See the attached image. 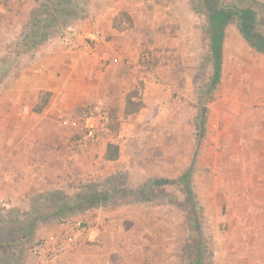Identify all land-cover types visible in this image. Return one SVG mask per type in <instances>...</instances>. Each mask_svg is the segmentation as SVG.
<instances>
[{"label":"rangeland","instance_id":"374dc122","mask_svg":"<svg viewBox=\"0 0 264 264\" xmlns=\"http://www.w3.org/2000/svg\"><path fill=\"white\" fill-rule=\"evenodd\" d=\"M141 3L137 24L126 14L115 21L113 48L121 57L114 73L69 61L63 79L72 91L58 95L45 113L55 118L57 149L68 157L91 152L63 169L49 192L72 197L91 184L111 195V206L63 223L50 219L33 241L19 245L17 264H193L198 252L200 264H264V71L253 64L258 58L264 64V57L236 25L226 26L220 82L208 93L204 0ZM36 6L37 0H0V86L22 76L31 85V54L16 44ZM258 30L264 36V26ZM130 92L143 108L125 115ZM203 106L204 136L197 141ZM71 122L91 126L95 141L80 148L82 136ZM109 143L118 146L116 161L103 158ZM190 167L192 203L179 182ZM30 206L31 196L18 205L1 199L0 226L10 213L22 221ZM55 241L63 252L40 260L36 248Z\"/></svg>","mask_w":264,"mask_h":264},{"label":"crops","instance_id":"0c3cea01","mask_svg":"<svg viewBox=\"0 0 264 264\" xmlns=\"http://www.w3.org/2000/svg\"><path fill=\"white\" fill-rule=\"evenodd\" d=\"M141 2L89 0L86 17L67 28L85 36L100 33V51L107 63L104 72L109 70L108 73H114L121 57L113 48V39H118L116 35L120 31L114 25L116 19L123 13L133 25L137 24L140 20L139 8L144 6ZM107 36L111 39L107 40ZM78 52L81 53L79 49L62 45L59 38L55 39L31 54V85L29 77L22 76L16 84L0 86V200L9 199L12 205H18L24 197L49 192L63 169L71 170L69 168H73L76 161L91 155V152H87L68 157L66 150L57 149L56 132L52 135V129L57 130L55 118H47L45 114L58 95L67 94L70 90L63 79V71L69 61L74 66L81 62L87 71L98 68L91 63L89 70L87 58H82ZM253 61L257 72L264 71L261 59ZM40 91L49 92L50 97L43 111L37 114L33 108ZM59 103L62 105L64 102L61 100ZM60 105H57V110ZM70 160H73V166ZM85 212L78 215L83 216Z\"/></svg>","mask_w":264,"mask_h":264},{"label":"trees","instance_id":"16d2710c","mask_svg":"<svg viewBox=\"0 0 264 264\" xmlns=\"http://www.w3.org/2000/svg\"><path fill=\"white\" fill-rule=\"evenodd\" d=\"M210 1L204 0L206 9L204 33L212 66L208 93H211L220 82L222 44L226 26L236 25L248 46L253 51L264 55V36L258 30L259 27L264 26V3L257 0H238V5H225L221 0H215V3ZM88 2L89 0H37V6L31 12L17 40L16 45L20 52L34 54L43 45L60 38L66 28L86 17ZM120 16L124 14L120 13ZM206 95L205 93L204 98ZM49 97V92L40 91L33 112L41 113ZM133 98H137L135 92H130L126 97L125 115L134 114L143 108L140 99L134 101ZM205 109L206 107L203 106L198 118L195 119L197 141L204 136ZM118 157V146L107 144L103 155L104 160L112 162ZM191 169L192 167L182 174L179 182L186 188L187 196L192 203V191L189 184ZM110 201L111 195L108 192H98L91 184H86L83 191L72 197L64 196L57 190L32 196L30 212L26 218L21 221L18 215L10 213L12 216L0 226V264H17L20 261L18 258L22 255L19 245L33 241L36 230L50 219L63 223L79 213L111 206ZM194 226L198 228L196 220ZM200 263L201 254L198 252L193 264Z\"/></svg>","mask_w":264,"mask_h":264},{"label":"built area","instance_id":"2783aa9c","mask_svg":"<svg viewBox=\"0 0 264 264\" xmlns=\"http://www.w3.org/2000/svg\"><path fill=\"white\" fill-rule=\"evenodd\" d=\"M60 43L67 47L79 49L84 56L92 61V63L100 69H105L107 63L100 51L101 38L100 33L93 32L88 36L82 35L76 30H69L60 38ZM71 129L75 130L77 135L82 136V140L77 142L80 148L87 146L86 141H95L96 133L91 126L79 125L71 122ZM63 252V245L58 241L53 243H44L36 248V254L43 261H53Z\"/></svg>","mask_w":264,"mask_h":264},{"label":"flooded vegetation","instance_id":"af4514ba","mask_svg":"<svg viewBox=\"0 0 264 264\" xmlns=\"http://www.w3.org/2000/svg\"><path fill=\"white\" fill-rule=\"evenodd\" d=\"M210 1V0H209Z\"/></svg>","mask_w":264,"mask_h":264}]
</instances>
